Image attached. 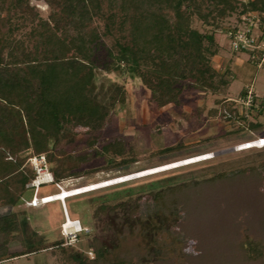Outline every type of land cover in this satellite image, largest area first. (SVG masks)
I'll return each mask as SVG.
<instances>
[{
  "label": "trees",
  "instance_id": "1",
  "mask_svg": "<svg viewBox=\"0 0 264 264\" xmlns=\"http://www.w3.org/2000/svg\"><path fill=\"white\" fill-rule=\"evenodd\" d=\"M45 1L53 8L46 19L36 12L31 0H0V205L15 206L21 201L26 184L35 176L28 163L33 153L46 154L57 182L77 175L79 165L94 157L106 156L111 165L131 161L124 140L118 137L91 140L88 150L76 154L77 163L72 155L64 159L55 153L59 143L77 135L79 128L102 129L112 120V110L90 93L97 70L140 78L151 91V99L160 106L177 103L185 89L217 90L230 83L212 59L219 52L214 32L195 27V19L218 26L231 14L237 13L244 21L248 13L264 28V0ZM95 18H107L104 34L92 25ZM28 23L33 28L19 36L20 29ZM114 27L120 33L115 48H109L103 35ZM229 30L233 33L238 26ZM27 37L35 38L32 46ZM257 58L261 59V55ZM247 94L248 88H244L241 95L246 98ZM27 145L33 151L28 156L21 155ZM8 154L14 159H9ZM23 167H27L29 175H24ZM179 172L176 169L106 186L114 190L101 198L99 209L104 211V207L109 208L110 197L117 201L129 199L116 195H130L137 189L136 183H145L155 199L164 200L161 207L142 215L128 209L116 215V209L110 207L114 233L111 242L97 240L94 258L73 251L72 260L76 264H138L140 255L135 259L130 250H122L132 239H138L136 246L147 254L160 249L159 255L173 257L180 253L183 241L170 230V224L180 214L166 202L167 193L176 190L169 185L178 179ZM21 230L23 249L9 252L7 235L19 238ZM31 235L39 234L31 228L24 211L0 215V261L64 242L50 243L43 237L34 240ZM246 244L248 254L262 250L259 242L248 240Z\"/></svg>",
  "mask_w": 264,
  "mask_h": 264
},
{
  "label": "rangeland",
  "instance_id": "2",
  "mask_svg": "<svg viewBox=\"0 0 264 264\" xmlns=\"http://www.w3.org/2000/svg\"><path fill=\"white\" fill-rule=\"evenodd\" d=\"M31 4L44 19L53 11L45 0H31ZM107 22V18H95L92 25L98 26L103 33ZM193 25L203 32H214L219 52L212 59L215 66L226 73L229 85H220L217 90L185 89L179 102L160 106L151 99V91L140 78L97 70L90 93L112 110V120L102 129L79 128L77 135H70L59 143L55 153L64 159L72 155L73 162L77 163L76 154L88 150L91 140L118 137L124 140L128 149L126 155L131 161L111 165L106 156L94 157L79 165L77 175L60 182L69 188L215 152L209 159L132 178L137 180L180 170L178 179L169 185L176 190L170 195L167 193L166 202L180 214L170 224V230L183 241L181 252L173 257L159 255L161 249L147 254L136 246L138 239L128 240L122 250H130L135 259L140 255L138 264H264V146L237 148L246 141L264 136V60L253 57L249 51L231 47L229 29L237 25L246 27L237 13L223 19L218 26L199 19H195ZM32 28L30 23L25 24L18 35L25 36ZM257 30L256 27L254 32ZM119 33L114 27L111 33L103 35L109 48H115ZM26 39L29 46L34 44L35 38ZM244 88H248L246 98L241 95ZM234 147L237 149L230 150ZM32 151L28 145L24 146L21 155L28 156ZM8 158L14 159L11 154ZM23 173L30 174L27 167H23ZM143 184L136 183L137 189L130 195L127 192L116 195L117 198L129 197L126 201L110 197L109 208L114 207L116 215L126 209L142 215L161 207L163 197L155 199L154 192ZM141 185L144 189L139 188ZM112 190L103 187L35 208L26 205L25 200L33 194V189L26 184L21 201L15 206L0 205V215L24 211L31 228L39 234L31 235L32 239L43 237L50 243L64 242L2 260L0 264H76L70 256L73 251L94 258L95 242L110 243L114 237L109 208L99 209L104 193ZM55 191H58L55 185L45 184L40 193ZM65 208L72 218L92 226V232L82 234L74 245L64 244L61 234ZM17 234L19 238L7 235L9 252L24 247L20 239L23 231ZM248 240L259 242L262 250L255 255L248 254ZM122 250L120 255L123 256Z\"/></svg>",
  "mask_w": 264,
  "mask_h": 264
},
{
  "label": "built area",
  "instance_id": "3",
  "mask_svg": "<svg viewBox=\"0 0 264 264\" xmlns=\"http://www.w3.org/2000/svg\"><path fill=\"white\" fill-rule=\"evenodd\" d=\"M239 1L249 2L250 0ZM243 18L244 21L242 22L246 24V27H240L237 25L238 30L230 33L231 47L234 50L249 51L253 57L261 55V60H264V28L260 26L254 15H248V13H245ZM256 27L258 28V32H254ZM262 146H264V143ZM28 163L32 166L35 176L29 183H27V187L33 189V194L29 199L25 200L26 205L36 208L51 202L59 201H50L48 199L51 197L49 193H40V189L43 185L51 184L52 182L55 183V186L58 189L63 187L61 182L55 181L46 154L40 153L30 155L28 157ZM90 231L91 227L89 225L84 224L79 218H72L65 208V218L61 223V234L65 239L64 244L74 245L82 234H86ZM89 253L92 254L93 252L89 251Z\"/></svg>",
  "mask_w": 264,
  "mask_h": 264
},
{
  "label": "bare ground",
  "instance_id": "4",
  "mask_svg": "<svg viewBox=\"0 0 264 264\" xmlns=\"http://www.w3.org/2000/svg\"><path fill=\"white\" fill-rule=\"evenodd\" d=\"M263 143H264V136H261V137H258L257 139H252V140L246 141L245 145L241 148L260 147V146H262ZM215 154H216L215 152L214 153L213 152H204V153H200L197 155H193V156L185 157L182 159L174 160L171 162H167V163H164V164H161L158 166L150 167L148 169H143V170H139V171H135L132 173H127V174H122V175H118V176H113L110 178L90 182V183L79 185V186H72L69 188L63 186L62 188L58 189V191L49 193V195H51V197H49L48 199L50 201H53V200L54 201L55 200L66 201L67 198L78 196V195H81V194H84V193H87V192H90V191H93V190H96L99 188H103V187L112 185V183L105 185V184H103L104 181L113 180L115 178L124 177V176L130 175V174L132 175L133 173H138V172H146L145 174L157 173L160 171H165L168 169L176 168V167H179L181 165L191 164L194 162L209 159L212 156H214ZM140 176H142V175H140ZM136 177H138V176H136ZM133 178H135V177H133ZM48 204H50V203H48Z\"/></svg>",
  "mask_w": 264,
  "mask_h": 264
},
{
  "label": "water",
  "instance_id": "5",
  "mask_svg": "<svg viewBox=\"0 0 264 264\" xmlns=\"http://www.w3.org/2000/svg\"><path fill=\"white\" fill-rule=\"evenodd\" d=\"M244 145H241V146H239V147H237V148H241V147H243ZM236 147H234V148H231L230 150H232V149H237ZM223 152V151H222ZM226 152V151H225ZM218 153H221V152H218ZM145 173L146 172H140V173H137V174H130V175H126V176H124V177H118V178H115V179H113V180H108V181H104L103 182V184H105V185H107V184H116V183H120V182H124V181H127V180H130V179H132L133 177H136V176H140V175H145ZM111 181V182H110ZM102 184V185H103Z\"/></svg>",
  "mask_w": 264,
  "mask_h": 264
}]
</instances>
